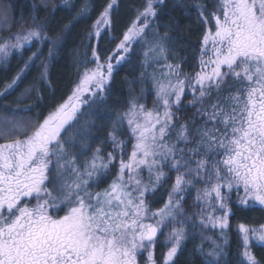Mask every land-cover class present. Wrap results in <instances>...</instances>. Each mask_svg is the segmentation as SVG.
I'll return each mask as SVG.
<instances>
[{"label":"snow or ice","instance_id":"6c2138e0","mask_svg":"<svg viewBox=\"0 0 264 264\" xmlns=\"http://www.w3.org/2000/svg\"><path fill=\"white\" fill-rule=\"evenodd\" d=\"M166 7V0H143L114 48L101 50L119 14L118 0H106L87 30L83 47L91 59L83 61L71 94L43 116L27 115L31 106L3 108L0 264H177L197 232L200 264H260L253 249L264 250V223L233 220L242 211H264V0L185 5L202 33L192 72L183 71L177 53L178 23L161 19ZM39 8L47 10L44 20ZM58 8L40 0L26 24H9L4 9L8 34L0 37V63L14 52L36 51L0 97L35 70L38 77L22 96L41 101L62 36L96 11L92 0H83L73 22L52 39ZM45 42L48 57L37 46ZM134 59L141 81L150 82L152 106L142 87L139 96L130 91L124 104L110 108L113 73ZM189 107L191 117L181 116Z\"/></svg>","mask_w":264,"mask_h":264},{"label":"trees","instance_id":"16d2710c","mask_svg":"<svg viewBox=\"0 0 264 264\" xmlns=\"http://www.w3.org/2000/svg\"><path fill=\"white\" fill-rule=\"evenodd\" d=\"M55 4L59 5L58 10L53 14L54 19H51L48 35L55 39L59 36L64 28V25L73 22V17L76 16L78 6L83 0H71V3L77 5L75 10L69 9L62 3V0H54ZM95 5L96 11L91 13V18H85V22L76 23V26L71 30L69 34L62 36L58 44L57 50L50 58L48 68V83L40 86L42 88L41 95L43 99L37 101L35 96L31 98H25L22 96L25 88L33 83L34 79L38 77V73L33 70L30 75L23 81V83L12 93L6 97H0V115H3V108L23 110L29 106L34 108V112L27 115L35 116L37 114L43 116L53 108L54 105L66 99L75 84L78 82V70L83 71V61L85 59L90 60V51L83 47L87 43L86 36L87 30L91 26L92 20L95 19L97 13L101 10L102 5L106 3V0H92ZM143 0H118L119 8L118 15L114 19V31L105 35L99 42L98 48L111 50L115 46V42L123 28L130 23L134 16L135 7H138ZM191 0H166L167 7L164 9V15L161 17L162 21L167 22L169 16L175 18V22L178 23V28L172 32V35L177 39V53L183 60V71L192 72L198 67L199 56V42L201 38L200 25L196 19L194 12H188L185 5L190 4ZM33 5H40V0H0V37L8 34L7 28L4 26V9L8 8L7 13L9 24L24 23L30 21V17L33 14ZM39 16L41 20H44L47 16V10L39 8ZM23 17V20L21 19ZM162 28V25H161ZM13 32L17 29L13 27ZM36 43V42H34ZM93 46L96 45V41H92ZM41 48L43 55L48 57L49 44H38ZM31 47V46H29ZM36 51V48H31V51L25 50L21 55L14 52L9 58L8 62L0 63V91L4 90V85L10 83L12 78L23 67L22 61L27 60L31 55V52ZM88 52V56L85 58V52ZM104 53L102 52V56ZM79 64V69L77 65ZM92 67L91 64L88 65ZM140 66L137 59L133 60L132 64H125L118 66L117 70L113 73V82L111 84V93L109 99L106 101L110 108H116L124 104L131 94L140 95V89L143 87L146 90L145 97H149L153 100V95L149 91L150 82L143 83L140 79ZM135 81V83H133ZM144 97V98H145ZM190 98V94H189ZM24 99V103H18V100ZM151 103H147L148 107L152 106ZM195 111L194 108L189 107L185 112L181 113V116L191 117ZM27 118V116L25 117ZM99 124L100 122L97 121ZM103 186V185H102ZM162 204L157 205V207ZM63 214V213H61ZM236 219L242 220L252 226H258L264 223V211L259 209L254 211H242L237 213V217L233 220L235 224ZM236 238L232 237V245L229 248L230 258L236 255L235 248ZM199 244L198 240H195V244L190 239L186 242L184 250L177 256V264H200L202 257L194 251L195 245ZM254 254L260 261V264H264V250L260 246L253 249ZM161 253V248H157V256Z\"/></svg>","mask_w":264,"mask_h":264},{"label":"rangeland","instance_id":"374dc122","mask_svg":"<svg viewBox=\"0 0 264 264\" xmlns=\"http://www.w3.org/2000/svg\"><path fill=\"white\" fill-rule=\"evenodd\" d=\"M144 99L146 100L147 103H149V104L151 103L152 99H150L149 97H145ZM157 205H160V204H155L154 207H157ZM191 205H192V200L189 199L188 203L185 205V210L188 211L189 214H191L192 212H194L196 210ZM165 231H167V229ZM196 239L198 240V243H199L200 238H199L198 232H197V234L195 236V240ZM161 240H163V237H161Z\"/></svg>","mask_w":264,"mask_h":264}]
</instances>
